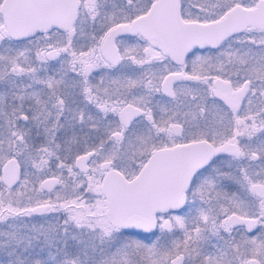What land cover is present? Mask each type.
I'll list each match as a JSON object with an SVG mask.
<instances>
[{
  "label": "snow or ice",
  "instance_id": "obj_1",
  "mask_svg": "<svg viewBox=\"0 0 264 264\" xmlns=\"http://www.w3.org/2000/svg\"><path fill=\"white\" fill-rule=\"evenodd\" d=\"M0 264H264V0H0Z\"/></svg>",
  "mask_w": 264,
  "mask_h": 264
}]
</instances>
